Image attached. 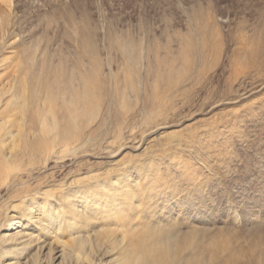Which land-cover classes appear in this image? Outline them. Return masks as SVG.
I'll return each instance as SVG.
<instances>
[{
	"label": "rangeland",
	"instance_id": "1",
	"mask_svg": "<svg viewBox=\"0 0 264 264\" xmlns=\"http://www.w3.org/2000/svg\"><path fill=\"white\" fill-rule=\"evenodd\" d=\"M242 37L253 49L230 62L225 51ZM261 39L264 0H0V80L43 68L75 83L103 75L95 121L109 107L118 111L111 128L122 125L128 144L129 123L141 113L124 162L154 157L171 184L152 208L153 222L176 225L170 230L193 243L188 256L196 263L264 264ZM95 157L91 163L111 161Z\"/></svg>",
	"mask_w": 264,
	"mask_h": 264
},
{
	"label": "bare ground",
	"instance_id": "2",
	"mask_svg": "<svg viewBox=\"0 0 264 264\" xmlns=\"http://www.w3.org/2000/svg\"><path fill=\"white\" fill-rule=\"evenodd\" d=\"M247 39L225 49L230 62L253 49ZM218 43L216 61L225 48ZM263 50L261 39L255 45L256 59ZM256 59V70H263L264 59ZM43 69L15 71L10 83L0 80V264H227L192 261L188 250L193 243L179 242L170 230L176 225L153 222L152 208L171 186L167 173L154 157L146 155L131 166L123 156L141 113L129 123L128 144H121L122 125L111 128L118 111L108 106L95 121L92 100L105 87L103 75L75 83L70 74L51 77ZM161 77L168 81L170 76ZM101 154L111 161L90 162Z\"/></svg>",
	"mask_w": 264,
	"mask_h": 264
}]
</instances>
